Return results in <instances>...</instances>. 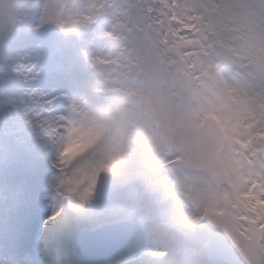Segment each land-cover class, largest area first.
I'll return each instance as SVG.
<instances>
[{"label":"clouds","instance_id":"clouds-1","mask_svg":"<svg viewBox=\"0 0 264 264\" xmlns=\"http://www.w3.org/2000/svg\"><path fill=\"white\" fill-rule=\"evenodd\" d=\"M0 264H264V0H0Z\"/></svg>","mask_w":264,"mask_h":264}]
</instances>
